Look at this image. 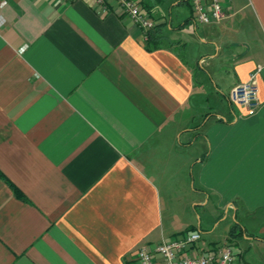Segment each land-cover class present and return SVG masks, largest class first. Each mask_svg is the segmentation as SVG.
Instances as JSON below:
<instances>
[{"label": "crops", "instance_id": "obj_1", "mask_svg": "<svg viewBox=\"0 0 264 264\" xmlns=\"http://www.w3.org/2000/svg\"><path fill=\"white\" fill-rule=\"evenodd\" d=\"M136 1L155 47L116 0H0V264H136L193 229L264 264V0Z\"/></svg>", "mask_w": 264, "mask_h": 264}, {"label": "built area", "instance_id": "obj_2", "mask_svg": "<svg viewBox=\"0 0 264 264\" xmlns=\"http://www.w3.org/2000/svg\"><path fill=\"white\" fill-rule=\"evenodd\" d=\"M116 1L119 10L125 13L147 38V31L155 26V21L140 10L136 0ZM190 4L196 20L203 24L219 21L227 16L222 0H190ZM258 71L259 67L249 74L245 82L236 84L231 90L233 102L243 108L247 115H253L258 109ZM200 238L201 232L193 229L177 238L163 241L153 248L141 247L136 253V264H238L231 245H217L199 251L197 243ZM156 256L160 262H157Z\"/></svg>", "mask_w": 264, "mask_h": 264}, {"label": "rangeland", "instance_id": "obj_3", "mask_svg": "<svg viewBox=\"0 0 264 264\" xmlns=\"http://www.w3.org/2000/svg\"><path fill=\"white\" fill-rule=\"evenodd\" d=\"M178 1V0H162V7L165 9H169V7L172 9L174 5V3ZM193 185H195V182H190V188L193 187ZM202 209L200 210V212L202 213L201 217L203 219V221H205L207 223V227L209 228H213V219L215 217L216 214V208L215 205H213L212 203H207L204 204L202 207ZM225 229H224V224H222V222H220V224L218 226H215L209 233V237H207L208 235L204 236V240H202V245H204V243L206 242H210V241H223L224 237H225ZM211 239V240H210ZM201 242V241H200ZM220 243V242H218Z\"/></svg>", "mask_w": 264, "mask_h": 264}, {"label": "trees", "instance_id": "obj_4", "mask_svg": "<svg viewBox=\"0 0 264 264\" xmlns=\"http://www.w3.org/2000/svg\"><path fill=\"white\" fill-rule=\"evenodd\" d=\"M158 30L157 28L153 27L152 29H150L149 31H147V43L148 44H153V46L155 47L156 42H154L157 38H158ZM147 44V45H148ZM244 230L242 229V227L238 224L235 223L230 229H229V235L230 236H238L240 234H243Z\"/></svg>", "mask_w": 264, "mask_h": 264}]
</instances>
